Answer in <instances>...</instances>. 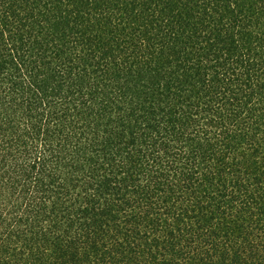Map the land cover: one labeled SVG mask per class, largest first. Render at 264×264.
Segmentation results:
<instances>
[{
    "label": "trees",
    "instance_id": "obj_1",
    "mask_svg": "<svg viewBox=\"0 0 264 264\" xmlns=\"http://www.w3.org/2000/svg\"><path fill=\"white\" fill-rule=\"evenodd\" d=\"M0 264H264V0H0Z\"/></svg>",
    "mask_w": 264,
    "mask_h": 264
}]
</instances>
